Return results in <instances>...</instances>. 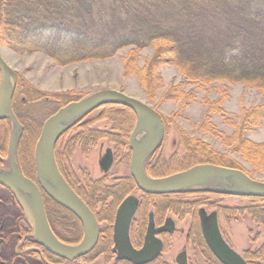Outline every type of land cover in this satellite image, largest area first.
I'll use <instances>...</instances> for the list:
<instances>
[{
  "label": "trees",
  "instance_id": "obj_1",
  "mask_svg": "<svg viewBox=\"0 0 264 264\" xmlns=\"http://www.w3.org/2000/svg\"><path fill=\"white\" fill-rule=\"evenodd\" d=\"M156 39L162 44L157 46L151 60L144 69L134 67L133 71L150 97L157 88L154 70L165 63L175 65L187 79L196 83L241 82L264 90V0H0V46L21 55L42 53L56 65L108 58L122 47L141 49ZM132 59L131 56L125 59L126 66ZM44 98L47 101L52 98V102L59 100L52 111L76 100L66 94H44L19 82L15 76L12 107L23 126L16 150L21 171L32 179L35 178L33 151L41 124L27 129L18 112H23L24 117L36 125L34 113ZM103 107L111 110L120 105L107 103ZM263 118V106L245 110L234 139V148L255 169L264 168V143L250 142L244 133L258 126ZM180 133L179 149L185 156L180 161L174 159L173 165L164 169V174L203 162L245 171L237 164L225 161L223 156L207 149L200 141L189 139L185 132ZM6 146L4 138L0 143V166L7 157ZM196 193L231 196L209 191ZM238 197L264 201L260 197ZM57 207L71 217L70 220L75 219L70 212ZM244 211L264 226V207L218 208V213L227 220ZM31 245L35 244L26 241V246ZM38 247L45 263H63L62 258ZM207 252L210 264H220ZM28 254L40 259L37 252ZM243 254L249 260L248 264H262L264 241L254 252L247 250ZM89 257H81L78 261H86Z\"/></svg>",
  "mask_w": 264,
  "mask_h": 264
},
{
  "label": "rangeland",
  "instance_id": "obj_2",
  "mask_svg": "<svg viewBox=\"0 0 264 264\" xmlns=\"http://www.w3.org/2000/svg\"><path fill=\"white\" fill-rule=\"evenodd\" d=\"M160 44L162 42L156 39L141 49L125 46L108 58L80 61L64 66L56 65L51 58L38 52L21 55L3 46H0V52L14 71L15 76L17 75L19 82H25L44 94H66L68 97L79 99L98 90L115 89L154 107L161 113L165 123L164 141L156 151V156L167 160L176 149L180 154L181 151L175 143L180 139L181 131L185 132L189 139L198 140L207 149L223 156L225 161L237 164L253 179L264 182V168L255 169L245 156L234 148L236 145L234 139L242 113L254 106L264 107V90L249 87L241 82L196 83L187 79L175 65L165 63L154 70L158 78V81L155 82L157 88L153 91V96L150 97L144 92L145 90L133 71L134 67L144 69ZM129 56L133 59L126 66L124 61ZM127 69L130 73H125ZM50 100L47 101L44 98L40 100L41 104L36 107L38 110L34 113L36 125L26 119L24 113L19 110L18 114L23 116V124L27 129L36 128L37 124L42 125L46 117L57 110L56 108L52 111L55 107L54 103L59 100L56 99L53 102L52 98ZM92 114L94 112L87 114L85 119H90ZM103 120L98 124L100 127H104L106 123V120ZM9 129L8 120L0 122V143L5 138L7 150ZM7 133L8 135H6ZM244 137L253 143H264V118L261 119L258 126L248 129L244 133ZM101 142H103V147L98 144L89 148L88 152L84 154L79 147L74 148L70 156L64 158L63 169L72 170L75 176L79 177L84 170L89 172L92 178L101 177L102 173L97 165L98 156L103 153L105 145H111L105 140ZM60 147L59 145V150H61ZM7 160L6 157L3 160V165L0 166L5 171L8 170ZM19 161L21 162V160L17 161L18 166ZM106 181L109 182V179ZM5 190L0 188V264H39L35 258L18 255L13 250L16 240L20 239L24 232H28L30 226L26 223L25 216L15 198H12ZM217 200L221 206L242 207L244 210L251 205L264 207V201L255 202L250 198L235 195ZM206 209L210 211L209 206ZM189 220L186 217L183 221L176 223V231L170 237L173 244L161 257L169 264H174V256L184 247L190 260L189 264L205 263L201 249L187 246L183 236L190 224ZM218 224L222 234L227 238L229 246L239 254H243L247 250L254 252L263 244L264 226L255 222L246 211L235 215L230 220L220 216ZM102 225L104 226L105 223L103 222ZM54 228L59 233L66 234L57 223H54ZM89 258L83 264H110L111 262H106L100 255L96 257L91 255ZM158 264H163V262L160 260Z\"/></svg>",
  "mask_w": 264,
  "mask_h": 264
},
{
  "label": "water",
  "instance_id": "obj_3",
  "mask_svg": "<svg viewBox=\"0 0 264 264\" xmlns=\"http://www.w3.org/2000/svg\"><path fill=\"white\" fill-rule=\"evenodd\" d=\"M15 74L0 52V120L10 123L8 141V170L0 167V185L7 188L18 203L25 216L31 237L35 243L48 253L60 258L74 261L87 254L95 246L98 236V224L93 213L63 179L55 161V143L57 137L82 115L107 103L130 108L136 116V125L131 133L130 174L141 191L151 194H165L186 190H203L235 196L264 198V182L250 177L238 168L220 166L211 163H198L184 171L167 176L153 178L146 175L143 162L161 142L164 136V120L160 112L147 103L115 89H102L71 101L58 108L43 121L36 140L33 160L35 178L26 176L17 162V139L23 126L15 116L12 107V94ZM141 131L142 138L135 140V133ZM110 150L103 156L105 168L111 163ZM69 210L80 222L83 230L82 239L76 245L61 242L53 232L44 206L43 195ZM136 198L127 196L117 207L114 222V243L118 258L134 264L146 262L154 257L159 249V241L145 242L139 249H133L128 239L129 222L134 214ZM201 235L206 246L221 264H247V261L224 240L215 210L207 213L203 208L198 210ZM169 220L166 222L168 224ZM150 220L145 238L152 239L153 229ZM149 241V240H148ZM151 241V240H150Z\"/></svg>",
  "mask_w": 264,
  "mask_h": 264
},
{
  "label": "flooded vegetation",
  "instance_id": "obj_4",
  "mask_svg": "<svg viewBox=\"0 0 264 264\" xmlns=\"http://www.w3.org/2000/svg\"><path fill=\"white\" fill-rule=\"evenodd\" d=\"M103 106L104 105L92 109L91 111L82 115L78 120L74 121L70 126H68V128L65 129L59 137H57L58 139L55 143L54 149V159L56 161L59 172L63 176V179H65L71 189L78 195V197L93 213L95 217L94 219H96L98 224L99 232L94 248L81 257L91 255H94V257H96L100 255L104 257L106 262L111 261L110 264H134L129 260L117 257L118 251L117 249H115L113 238L115 222L114 217L118 209L117 207L127 196H132L136 198V208L134 214L130 219L129 227H127L128 239L131 247L133 249L139 250L144 246L145 242L152 243V240L157 242L159 241L160 245V249L154 257H151V259L146 260V262L140 264H158L160 260L163 262V264H169V262L162 260L161 257L171 248L170 246H172L173 244V242L170 241V237L176 231V223L178 221H183L186 217L190 219L188 229L183 235L187 246H191L192 248L199 247L203 253L202 256L205 260L204 264H210L207 252V250L209 252L210 250L206 246L205 241L201 235L202 233L199 225L200 219L197 213L200 208H203L207 213L215 210L219 223L221 215L218 213V208L227 207L221 206L220 203H218L219 200L217 199L222 198V196H214L212 194L206 193H196L202 192L203 190H186L185 192L178 191L165 193L164 195H153L151 193L141 191L137 186H135L136 183L132 178L129 169L131 149L130 145L128 144H130L132 135L131 133H133L136 125L135 113L130 108L122 105H120V107H113L111 108V110H105V107ZM123 108H127L128 110H125ZM92 112H94V114H92V117L90 119H85L86 115L91 114ZM103 116H106L110 119H104L106 120V123L104 127H100L98 124L103 119L99 118ZM141 133V131L135 133L134 139L140 140L142 138ZM164 136L158 146L150 154L147 155L142 164L144 172L149 177L159 178L182 170L184 171V169L190 167L189 166L174 172L165 174L163 173L164 169L169 167L171 164L173 165L174 159H176V161H180L185 156L182 151L180 152V156L177 149L167 160L163 159L161 156H156L155 153L161 147V144L164 141ZM102 140H105L111 145H105L103 153L98 156L99 158L97 160V165L100 172L102 173L101 177L92 178L90 173L86 170L81 172V176L79 177L77 175L75 176L72 170L67 171L66 169H63L64 167H62V165L64 164L62 163H64V158L69 157L74 148L79 147L84 154L88 152L89 148H93L98 144L100 147H103V142H101ZM179 140L175 143L177 145V148H179ZM59 145L61 146V150H59L58 148ZM107 149L110 150L111 163L108 168H105L104 166L106 159H103V156L106 154ZM107 179H109V182L106 181ZM5 189L7 190V188ZM7 192H9V190H7ZM9 194L12 198H14L10 192ZM43 198L45 212L48 220L47 222L49 223V226L52 230L51 232H53L61 242L69 245L78 244L83 235L82 226L79 220L69 210L61 206V208H64L66 212H70L75 217V219H73L72 217V220H70L71 217L65 215L63 213L64 211L60 210V208L57 207L60 205L55 203L51 198L49 199V197L45 194L43 195ZM208 206L210 207V211H207L206 209V207ZM57 212H60V214H58ZM150 220L152 222V226L150 227H152L153 229V238L147 239L145 238V236L147 235V226H149ZM168 220L169 222L167 224L166 222ZM103 222L105 223L104 226L102 225ZM54 223H57L61 227V229H63L62 231H64L66 234H62L56 231L54 228ZM29 232L30 229L28 232H24L20 239L16 240L15 248L13 250L18 255L22 254V256L24 257L29 256L35 258L36 260H38L39 264H47L42 257L41 249L38 247L39 245L35 243V241L29 236L24 238V236ZM222 236L226 241L227 238L223 234ZM26 241H32V243H34L35 245L26 246ZM32 252L39 253L40 259L28 254ZM240 255L247 261L248 264L249 260L244 257V254ZM106 256H108L107 259ZM79 258L75 259L74 261H69L62 258L64 260L62 264H83L85 260L78 261ZM189 263L190 260L187 256V250L184 247L180 249L174 256V264Z\"/></svg>",
  "mask_w": 264,
  "mask_h": 264
},
{
  "label": "bare ground",
  "instance_id": "obj_5",
  "mask_svg": "<svg viewBox=\"0 0 264 264\" xmlns=\"http://www.w3.org/2000/svg\"><path fill=\"white\" fill-rule=\"evenodd\" d=\"M3 57V56H2Z\"/></svg>",
  "mask_w": 264,
  "mask_h": 264
}]
</instances>
